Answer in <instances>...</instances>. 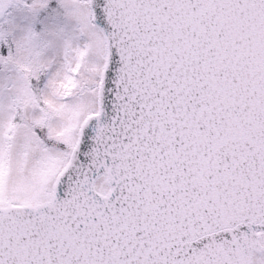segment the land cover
Listing matches in <instances>:
<instances>
[{
	"label": "snow or ice",
	"instance_id": "1",
	"mask_svg": "<svg viewBox=\"0 0 264 264\" xmlns=\"http://www.w3.org/2000/svg\"><path fill=\"white\" fill-rule=\"evenodd\" d=\"M0 264H264V0H0Z\"/></svg>",
	"mask_w": 264,
	"mask_h": 264
}]
</instances>
